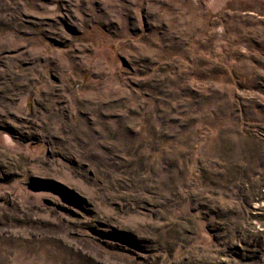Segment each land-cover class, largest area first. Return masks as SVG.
<instances>
[{
    "label": "rangeland",
    "instance_id": "rangeland-1",
    "mask_svg": "<svg viewBox=\"0 0 264 264\" xmlns=\"http://www.w3.org/2000/svg\"><path fill=\"white\" fill-rule=\"evenodd\" d=\"M0 264H264V0H0Z\"/></svg>",
    "mask_w": 264,
    "mask_h": 264
}]
</instances>
